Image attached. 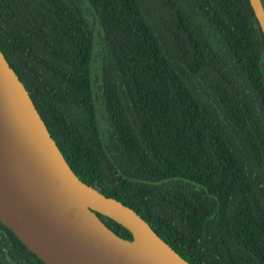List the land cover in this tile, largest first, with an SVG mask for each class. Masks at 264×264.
Wrapping results in <instances>:
<instances>
[{
	"label": "trees",
	"instance_id": "trees-1",
	"mask_svg": "<svg viewBox=\"0 0 264 264\" xmlns=\"http://www.w3.org/2000/svg\"><path fill=\"white\" fill-rule=\"evenodd\" d=\"M0 50L83 182L192 264H264V36L248 0H0ZM0 247L45 264L2 222Z\"/></svg>",
	"mask_w": 264,
	"mask_h": 264
},
{
	"label": "water",
	"instance_id": "water-1",
	"mask_svg": "<svg viewBox=\"0 0 264 264\" xmlns=\"http://www.w3.org/2000/svg\"><path fill=\"white\" fill-rule=\"evenodd\" d=\"M248 2L264 36L261 1ZM0 222L45 264H192L130 206L75 174L1 50ZM0 256L8 264L1 247Z\"/></svg>",
	"mask_w": 264,
	"mask_h": 264
}]
</instances>
